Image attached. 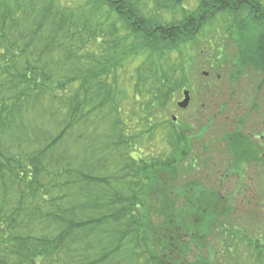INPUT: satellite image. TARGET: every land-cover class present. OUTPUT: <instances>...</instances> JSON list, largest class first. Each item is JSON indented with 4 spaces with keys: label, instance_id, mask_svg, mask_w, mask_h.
I'll use <instances>...</instances> for the list:
<instances>
[{
    "label": "trees",
    "instance_id": "obj_1",
    "mask_svg": "<svg viewBox=\"0 0 264 264\" xmlns=\"http://www.w3.org/2000/svg\"><path fill=\"white\" fill-rule=\"evenodd\" d=\"M215 3L164 20L140 0H0V264H264V215L256 205L250 233L219 190L244 173L246 145L223 135L237 162L219 178L203 143L201 165L199 109L184 127L166 118L196 88L181 47L216 20ZM229 22L192 64L209 69L198 86L209 101L264 68V21ZM158 131L171 156L147 149Z\"/></svg>",
    "mask_w": 264,
    "mask_h": 264
},
{
    "label": "rangeland",
    "instance_id": "obj_2",
    "mask_svg": "<svg viewBox=\"0 0 264 264\" xmlns=\"http://www.w3.org/2000/svg\"><path fill=\"white\" fill-rule=\"evenodd\" d=\"M65 2H68L73 5H82L84 3V0H63ZM168 0H140L141 4L145 7L146 12L149 14H155L160 13L162 18L164 20H171L174 17L181 19L182 13H183V5H186L188 7L187 11L194 10L198 5V0H182L181 6H174L173 1H170V7H161L158 5L162 4L163 6ZM172 3V4H171ZM217 20V21H216ZM211 25H209L206 28H204L205 34L199 35L198 39L195 41V43H189L185 47H181L182 51L185 52L186 56H190L194 59L193 62H189L186 64L185 73L192 78L191 84L196 85V88L194 92L192 91V88L187 87V89H190V96H191V103L189 107L186 110H181L178 108L177 103L183 99L181 90L179 93L174 95V101L168 105L166 118L172 119V115L177 116V123L181 125V127H184L188 124V122H192L194 118V111L195 106L197 109H199L200 113V122L197 120L195 121V131H198V139L196 138L197 142V148L200 150V158H201V165L204 163L205 157H208V153L202 150V143L207 144L209 146V152L212 151L211 159L213 158L214 162H210L209 164H213L216 171L217 169H220V171L217 173V176L219 175V178L223 177L224 169L226 167H229V163L234 162L233 156H235L230 151L229 148H226L227 143L222 141L223 135L226 133H230L233 131V129L237 126V123L235 124V120L237 117H243V115L249 111L248 104L253 102L254 92L253 90L248 91L249 94L245 93L252 84V79L254 81H258V74H256L255 71H252L250 75H248L246 78H241L236 84L229 85L228 88L224 91V94L222 96L219 95V92H214V96L209 101L204 95H201V90H199L198 86L203 82L205 79L201 76L203 71H209V69L206 67L201 70L196 65L195 70V64L197 60L195 59L196 56V50L200 49V46L203 41H210L214 38H216L217 33H223L224 29H230L231 28V22H229L226 26V21L221 19L218 21L216 19ZM223 22H225V25L223 26ZM219 29V30H218ZM217 30V31H216ZM223 38V37H222ZM220 38V39H222ZM217 41V39H216ZM216 43V42H215ZM225 43H227L230 47V49H237V46L234 42V40L229 39L228 41L225 40ZM147 53L141 54L138 59H135V56L128 57L126 61H124V67L130 69L134 68V66L141 64H146V61L144 60ZM205 55H203V58ZM177 58H180V54L174 53L172 59L175 60ZM205 59V58H204ZM194 64V65H192ZM130 69V70H132ZM130 71H127V73L123 76L121 79H125L129 77ZM213 79H215V75L213 76ZM229 84V83H228ZM127 88V87H126ZM128 94L130 95V92L132 91V88L127 89ZM251 96V97H250ZM128 102V99L125 100V103ZM224 103H226L225 106ZM222 108V109H221ZM198 112V111H197ZM204 115V116H203ZM253 117H249L247 122L248 124H253L255 119H258L259 114L258 110L257 113L252 114ZM212 121L209 126L208 122ZM161 119H159L157 122L159 123ZM176 122V121H174ZM247 127V126H246ZM164 133L161 131L156 132L154 135L153 143H151V147H147V149L152 150L153 153L158 154L159 156H171V153L167 152L170 149L169 144L163 140ZM149 143L148 141L144 142V145ZM166 144L165 148L164 147ZM144 147V146H143ZM239 157L243 156V151L245 152V149L241 148ZM221 155V156H220ZM220 158H223L221 160ZM203 159V160H202ZM237 161H235L236 163ZM209 164L206 165L209 168ZM206 170V169H205ZM204 170V171H205ZM202 169L199 170L198 174H201L204 172ZM206 172H209L206 170ZM246 175V179H243L240 177V174H233L229 175L225 182L222 184V187L219 188L220 191H222L223 195H226V197L229 199L230 207L233 209V214L236 223L239 224V226H244L246 229L249 228L250 233L251 230V222L248 218V215L252 216V211H254L256 205L258 206L257 212L260 211L264 215V192L262 193V185H264V182L259 180V176L257 172L255 171L254 167L248 170L243 171ZM217 178V177H216ZM217 187V186H216ZM244 187V189H243ZM218 188V187H217ZM251 212V213H250ZM257 223V220L255 224ZM247 226V227H246ZM262 238L264 239V228L262 229ZM212 242V249L211 252L212 256L216 252L219 251L220 242L222 241V236L215 235L214 239L211 240ZM225 240H223L224 242ZM215 249V250H214ZM208 250H210V246H208ZM235 252V251H234ZM230 256H227L229 258H232ZM211 257V256H210ZM212 258V257H211ZM242 264V263H241Z\"/></svg>",
    "mask_w": 264,
    "mask_h": 264
},
{
    "label": "flooded vegetation",
    "instance_id": "obj_3",
    "mask_svg": "<svg viewBox=\"0 0 264 264\" xmlns=\"http://www.w3.org/2000/svg\"><path fill=\"white\" fill-rule=\"evenodd\" d=\"M215 2V0H213ZM215 8L211 9L209 13L214 15L218 20L225 21H239L246 22L251 21L260 24L264 21V0H216ZM222 2L228 7L227 10H221L219 7L222 6ZM200 0H198V5ZM196 5V6H198ZM186 9V5H183ZM203 14L199 15L198 18L201 19ZM194 18V17H193ZM255 71V69H251ZM258 81L252 79V84L245 93L249 94L248 91L253 90L254 97L253 102L248 104V109L243 117H237L235 124L237 126L231 131V137H237L241 140L246 147L243 153V170L252 169L254 167L255 171L259 176V180L264 182V68L257 71ZM237 81V80H236ZM251 97V96H250ZM259 117L254 120L253 124H248L247 120L249 117H253V113H257ZM247 126V127H246ZM239 132V134H236ZM240 135V136H237ZM236 141V142H237ZM233 143V142H232ZM234 162L235 156H233ZM243 179H246L245 173L240 175ZM244 189V187H243ZM264 192V185H262V193Z\"/></svg>",
    "mask_w": 264,
    "mask_h": 264
},
{
    "label": "water",
    "instance_id": "obj_4",
    "mask_svg": "<svg viewBox=\"0 0 264 264\" xmlns=\"http://www.w3.org/2000/svg\"><path fill=\"white\" fill-rule=\"evenodd\" d=\"M183 95H184V99L182 101L178 102V106L180 108L185 109V108H187L189 106L190 101H191L190 91L189 90H185L183 92ZM172 118H173V120L177 119L176 116H172Z\"/></svg>",
    "mask_w": 264,
    "mask_h": 264
}]
</instances>
